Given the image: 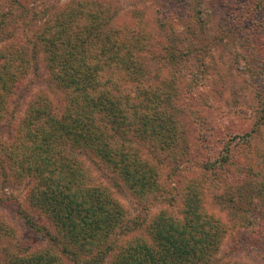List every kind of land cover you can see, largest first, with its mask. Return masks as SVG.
<instances>
[{
	"label": "trees",
	"instance_id": "1",
	"mask_svg": "<svg viewBox=\"0 0 264 264\" xmlns=\"http://www.w3.org/2000/svg\"><path fill=\"white\" fill-rule=\"evenodd\" d=\"M109 11L97 0H70L53 10L34 44L64 101L59 108L48 92L34 93L14 137L0 140V156L32 181L30 203L50 224L27 216L50 242L13 264H239L222 257L230 228L207 208L214 175L232 163L229 152L199 174L187 165V131L171 95L176 84L172 99L161 85L145 84L141 53L130 52L138 43L109 21ZM17 17L0 0V37ZM31 59L24 45L0 47V124ZM135 140L150 145V156ZM80 153L118 177L141 205L168 202L144 218L131 216ZM166 162L180 177L172 194L164 189Z\"/></svg>",
	"mask_w": 264,
	"mask_h": 264
},
{
	"label": "rangeland",
	"instance_id": "2",
	"mask_svg": "<svg viewBox=\"0 0 264 264\" xmlns=\"http://www.w3.org/2000/svg\"><path fill=\"white\" fill-rule=\"evenodd\" d=\"M5 1L16 8L18 17L0 37V47L24 45L33 59L9 100L0 140L14 137L34 93L46 91L57 107L62 106L64 95L50 82L43 53L35 54L34 44L53 10L70 0ZM97 1L109 8V21L121 27L122 35L130 34L138 43L130 52L141 53L145 84L161 85L165 95L177 100L174 110L190 145L187 165L199 174L204 163L228 152L231 156L228 171L214 175L219 182L213 181L206 195L207 208L230 228L222 257L239 264H264V0ZM135 141L150 156V145ZM80 156L131 216L144 218L168 202L161 197L141 205L118 177L86 154ZM162 170L164 189L172 194L180 177L171 162ZM31 186L29 178L13 173L0 156V221L7 225L0 230V264H13L50 242L46 231L34 229L27 219L50 228L30 203Z\"/></svg>",
	"mask_w": 264,
	"mask_h": 264
}]
</instances>
